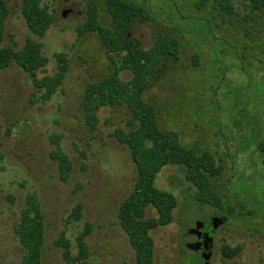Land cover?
<instances>
[{"label":"rangeland","instance_id":"374dc122","mask_svg":"<svg viewBox=\"0 0 264 264\" xmlns=\"http://www.w3.org/2000/svg\"><path fill=\"white\" fill-rule=\"evenodd\" d=\"M127 1L151 14L138 19L129 33L144 49L162 34L182 31L181 53L163 63L147 99L163 129L179 132L188 147L211 153L225 167L214 189L230 207L219 211L196 202V188L187 181L185 168L163 170L157 186L173 193L178 206L174 220L152 232L156 264H183L188 251L182 235L199 216L214 217L219 227L210 264H222L223 245H245L240 258L225 264H264V166L258 149L264 142V37L255 23L243 20L248 12L243 0H233L238 15L232 21L216 10L198 11L197 0ZM88 2L45 0L55 20L39 37L26 24L22 0H7L2 47L21 50L28 37L42 43L48 63L38 71L39 80L58 72L57 54H65L69 65L64 84L46 102L41 99L46 90L38 89L16 63L0 70V264H23L25 250L15 229L30 195L36 196L45 216L43 264H136V252L118 217L133 191L136 166L126 145L110 136L117 128H127L128 111L102 110L98 130L91 132L80 108L86 86L114 69L97 34L78 36ZM98 2L101 24L110 26L104 0ZM58 145L73 167L68 179L52 157ZM80 203L82 218L77 221L73 212ZM156 215L148 209L147 217ZM88 229V256L75 262L81 254L78 240ZM208 229L213 230L211 225ZM63 237L71 244V260L58 244ZM221 237L227 242L222 244Z\"/></svg>","mask_w":264,"mask_h":264},{"label":"trees","instance_id":"16d2710c","mask_svg":"<svg viewBox=\"0 0 264 264\" xmlns=\"http://www.w3.org/2000/svg\"><path fill=\"white\" fill-rule=\"evenodd\" d=\"M44 1L22 0L21 11L26 24L39 37L46 35L55 20ZM104 3L111 16V25L101 24L100 4L98 0H89L87 19L78 26L77 32L79 38L91 33L97 34L114 69L109 75L86 86L80 108L91 132L98 130L99 113L102 110L124 107L128 111L127 128H117L110 133L111 137L126 145L137 174L133 191L122 202L118 217L136 252V264H156L152 232L172 222L178 206V199L173 193L157 186L160 173L169 166L185 168L187 181L196 188L193 196L195 201L223 211L225 208L230 209L228 199L220 197L214 189V182L225 167L218 164L211 153L199 154L194 147H188L179 132L163 129L155 106L147 99V92L159 76L163 63L174 61L181 53L182 31L162 34L151 48L144 49L140 39L129 38V33L138 19L151 17L148 8L127 0H104ZM195 5L198 11L216 10L223 19L228 18L231 21L238 15L233 0H197ZM243 5L248 11L243 20L255 23L256 30L264 37V0H243ZM8 16L7 0H0V70L9 69L16 63L29 75L38 89L46 90L41 99L49 101L64 84L68 72V58L65 54H57L58 72L52 77L39 80L38 71L48 63L47 58L42 55L43 44L28 37L21 50L2 47ZM246 31L250 32L249 29ZM124 74H128L130 78L125 80ZM258 149L263 155L264 166V142ZM52 157L58 160L63 179H68L73 167L59 145ZM3 160L4 154L0 149V162ZM150 208L156 210V216L147 217ZM82 209L83 204H78L73 212L75 220L82 218ZM88 228H91L90 225ZM89 229L78 240L81 254L74 259L75 262H81L88 256L86 237L90 233ZM15 232L25 250L23 264H43L45 216L35 195L27 197L26 207ZM58 244L65 247V258L71 260L70 242L63 237ZM238 250L239 248L225 246L223 251L231 256Z\"/></svg>","mask_w":264,"mask_h":264},{"label":"flooded vegetation","instance_id":"af4514ba","mask_svg":"<svg viewBox=\"0 0 264 264\" xmlns=\"http://www.w3.org/2000/svg\"><path fill=\"white\" fill-rule=\"evenodd\" d=\"M212 226L213 230L209 231L208 227ZM219 227L214 222L212 216H199L192 222L186 225L183 235L182 242L188 251L187 256L181 258V263L189 264H210L213 257L215 247V235ZM222 244L226 243L227 240L224 237L220 238ZM228 246V245H225ZM224 245L220 251L222 264L226 261L234 260L242 256V252L245 250V245L234 246L233 248L238 249V252L233 255H227L224 250ZM191 255L193 257H191Z\"/></svg>","mask_w":264,"mask_h":264}]
</instances>
